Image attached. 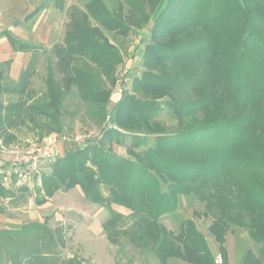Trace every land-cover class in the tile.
Returning a JSON list of instances; mask_svg holds the SVG:
<instances>
[{"label": "trees", "instance_id": "16d2710c", "mask_svg": "<svg viewBox=\"0 0 264 264\" xmlns=\"http://www.w3.org/2000/svg\"><path fill=\"white\" fill-rule=\"evenodd\" d=\"M64 1L54 4L62 9ZM110 3L85 0L84 10L70 7L62 43L53 46L55 60L45 67V91L36 100L27 98V81L40 44L10 30L0 31L13 50L31 52L18 83L5 80H11L10 60L0 61L3 142L13 139L9 128L26 120L35 123L40 116L45 125L61 128L64 99L72 86L103 116L111 95L105 80L114 84L122 53L102 28L127 37L134 27L151 22L143 68L114 104L112 117L120 130L104 128L85 146L64 149L45 166L51 170L43 174L44 188L51 195L79 187L86 199L107 209L101 228L108 240L119 245L125 238L139 253H151L155 264H168L171 258L215 264L192 219L182 220L177 233L159 221L165 214H176L179 196L193 195L204 202L203 214L213 219L209 228L219 243L222 264H228L223 243L231 225L248 230L259 245L256 258L264 264V0ZM43 8L44 4L34 7L24 19ZM6 91L17 94V99L1 100ZM163 110L174 125L158 119ZM127 138L125 154L115 152L113 144L122 145ZM12 196L14 191L0 183V197ZM42 199L37 197V202ZM113 204L128 212L115 210ZM62 245L61 230L51 229L45 221L3 227L0 264H81L76 257L62 258L58 251ZM246 252L245 261L254 255Z\"/></svg>", "mask_w": 264, "mask_h": 264}, {"label": "rangeland", "instance_id": "374dc122", "mask_svg": "<svg viewBox=\"0 0 264 264\" xmlns=\"http://www.w3.org/2000/svg\"><path fill=\"white\" fill-rule=\"evenodd\" d=\"M104 1L108 6L112 4L110 0ZM84 3L85 0H65L62 9H59L55 6L54 0H0V24L3 27L12 24L16 26L15 22L23 21L24 23L27 22L28 25L27 28H22V31L30 32L31 26L38 19H43L47 25H51L48 32H42V30H45V25L44 23L41 25L40 34L44 38V42L36 43L40 45L35 49L32 59L34 71L27 81V90L29 91L27 98L36 100L43 95L46 83L45 67L49 61L55 60L53 46L62 43L69 21L68 11L74 6L79 10H84ZM40 4H44L46 8L41 10L35 17L25 20L24 17ZM147 5L149 6V2H147ZM37 24H39V21ZM150 26L151 22L142 27H134L127 37L118 36L102 28L105 36L110 42L119 46L122 53V62L117 65L114 76L116 78L117 74L123 69H127L129 77L125 83L126 88H130L132 77L139 75L143 68L141 58L144 46L148 41ZM16 27V30L19 31V25ZM59 71V69L54 71L55 76L58 78L62 75ZM8 79L5 80L10 84L18 83L19 76L16 79ZM114 85L115 82L110 85L108 80H105L104 86L110 88L111 95L103 116H100L96 109H91L88 103L81 100L76 88L72 86L64 99L60 116L61 128L45 125L46 120L42 116L37 120L41 122L40 125L36 124L37 121L33 123L26 120L24 124L9 128L7 133L12 135L13 139L7 144L3 142L5 135L1 133L0 129V142L4 147H0V166L10 164L9 150H25L36 147L49 137L57 138L59 153H62L61 149H68L67 145L70 146L73 136L90 134L88 138L95 139L109 123H115L113 121L116 112L114 104L118 102L121 95L114 91ZM17 96L15 93L6 91L2 93L1 100L8 102L16 100ZM111 112L113 117L110 116ZM158 119L167 122L171 126L175 122L166 110L158 115ZM114 130H120V127L117 125V129ZM63 136L67 137L68 140H62ZM128 144L129 138L121 145V148L117 147L116 149L123 151ZM50 170V167L44 168L31 178L23 180L6 179L0 176L1 185L14 191L15 196V198L12 196V199L10 197H0V207L3 209L0 211V228L14 229L33 221L39 223L45 221L51 229L59 228L61 230L64 245L58 247V251L62 258L76 257L81 264H127L130 260H133L136 264H155L154 256L151 253L147 251L139 253L137 249L125 241V238L120 239L122 243L119 245L111 243L101 228L102 222L108 217L107 209L90 202L76 187L69 190L58 189L49 195L44 188L42 177L44 173H49ZM38 189L40 190L37 194ZM101 191L104 195L107 194L105 188H101ZM37 197L43 198L42 201H44L37 202ZM113 208L123 213L128 212L127 209L116 204H113ZM203 212L204 202L193 195H181L179 196L176 214H165L160 217L159 221L169 230L177 233L180 230L182 220L192 219L206 240L214 256L215 264H222V260L219 262V258L222 256L219 243L215 240V234L209 228L213 219L211 216H205ZM245 221L247 220L245 219ZM223 246L227 250L228 264H249V262L259 264L257 260L259 245L250 238L246 228L231 225L225 233ZM247 250H251L254 255L250 260L245 261ZM168 264L189 263L179 258H171Z\"/></svg>", "mask_w": 264, "mask_h": 264}, {"label": "built area", "instance_id": "2783aa9c", "mask_svg": "<svg viewBox=\"0 0 264 264\" xmlns=\"http://www.w3.org/2000/svg\"><path fill=\"white\" fill-rule=\"evenodd\" d=\"M127 69H123L115 79V90L119 95L127 89L125 83L128 79ZM112 112L110 116L112 117ZM106 128L117 129L115 123H109ZM90 134L73 136L70 142L71 148H80L85 146L90 138ZM62 140H68L63 136ZM0 147H3L0 142ZM4 148V147H3ZM58 140L55 137H49L36 147H31L25 150L11 149L9 150L10 164L8 166H0V176L3 178H15L23 180L31 178L39 173L46 165L51 164L60 156ZM221 258H219V262Z\"/></svg>", "mask_w": 264, "mask_h": 264}, {"label": "crops", "instance_id": "0c3cea01", "mask_svg": "<svg viewBox=\"0 0 264 264\" xmlns=\"http://www.w3.org/2000/svg\"><path fill=\"white\" fill-rule=\"evenodd\" d=\"M45 8H43L42 10H44ZM26 20H28V19H26ZM38 21H39V24H37ZM43 23L45 25V30H42V27H41V25ZM14 24L16 26L19 25V27H20L19 31L16 30L17 27L14 26L13 24L9 25L7 27H3L2 24H0V31L10 30V32L13 33L16 37H18L22 40L31 42L33 44L41 43V42L43 43L44 38L41 36L40 32H41V30H42V32H48L49 28L51 27V25L50 24L47 25L43 19H38L35 23H33V25L31 26V28L29 30L30 32L22 31L23 30L22 28H27V25H28L27 22L26 23H24L23 21L22 22H15ZM46 27L48 28L47 30H46ZM30 57H31L30 51H25V52L15 51L11 47L6 36L0 37V61L10 60V66H9V70H8L9 77H11L12 79L18 78L20 71L27 65V63L30 60ZM117 147L121 148V145L113 144V149L115 152H117L119 154H125L126 150L122 151L121 149H116ZM61 151H62V153H60V155H62L64 153V150L61 149ZM73 188H75V187H73ZM76 189L80 190L79 187H76Z\"/></svg>", "mask_w": 264, "mask_h": 264}]
</instances>
